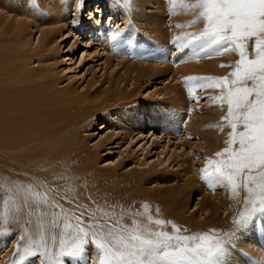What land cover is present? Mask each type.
I'll return each mask as SVG.
<instances>
[{
  "label": "bare ground",
  "instance_id": "1",
  "mask_svg": "<svg viewBox=\"0 0 264 264\" xmlns=\"http://www.w3.org/2000/svg\"><path fill=\"white\" fill-rule=\"evenodd\" d=\"M121 1L124 3V9L120 10L114 0H103L97 3L96 11L102 13L105 10L104 12L112 17L111 21L116 18V10L122 13L119 21L123 23L134 19L137 12L131 10V7L125 4V0ZM165 2L166 6L170 4L171 7L164 11L170 20L174 21L169 27V33L164 32L165 24L157 18L148 19L146 22V27L152 23L149 33L155 34V44H151L150 41V44L142 41L137 43L133 34L130 36L124 32H121L117 41H110L120 55L118 58L125 57L126 62H129L127 63L129 74L135 73L130 81L150 80L157 74L172 72L171 79L181 80V84H184V88L181 90L178 88L176 92L178 101L182 102L186 98L197 102L199 94L212 101L208 104L210 109L204 112V126L197 132L203 142L206 158L213 157L215 152L225 147L226 133L230 131L228 127H224L223 131L220 128L226 105L222 111L219 104L213 101V97L219 94V89L192 87L190 92V88L185 84V78L223 77L233 70L234 63L239 57L232 53L200 54L197 58L195 46L186 49L178 47L173 43L177 37L199 32L205 25L203 20L192 23L197 20L199 9L190 10L181 6L182 3L188 4L194 0H175V10L172 0ZM80 3L81 0H0V201L3 202L0 207V254L5 251L8 242L12 243L10 240L16 237H19V240L21 236L25 237L21 239L23 247L27 243L26 234L32 231L34 235L37 231L40 211H52L47 205H42L31 212L24 208L13 219L12 214L22 204V200L9 191L15 183L25 186L31 184L34 191L47 195L50 203L60 205L63 210L60 215L61 221L65 214L73 217L83 213L85 222H94L89 220V216L94 215L102 223L106 220L115 223L123 214L124 224L131 226L134 218L146 224V216L134 214L142 213L143 205L147 203L154 218L173 221L182 229H188L189 233L216 229L221 236L227 234L228 264H264V212L256 213L242 228L234 224V220L245 208L243 191L240 197L233 198L226 187L210 189L201 180V173L194 174L196 180L191 185L200 184V194L203 193L201 199L206 204V211L209 212L203 222H198L193 216H184L182 202L175 199L178 196L175 192L163 190L159 196H146L141 192V187L138 190L136 184H133L134 191L129 190L133 195L124 187L130 196L125 198L127 195L125 196V191L122 190V195L118 192L116 196H123L122 199H125L119 200L120 197L117 199L114 195L116 200L113 195H111L113 199L110 195L107 199L106 194L111 190V188L107 190L109 186L102 185L103 189L106 188V193L99 190L100 184L97 185L96 180L99 176L95 168L93 169L98 158L96 159V154L87 146L88 128L95 124L96 118L103 120L104 124L106 118L114 116L130 100L125 88L121 90L118 86L114 90L108 88L102 95L95 96L87 93L77 96L68 89L58 87L61 83L52 64L57 50L53 46L55 39L51 38L54 33L53 26L62 21L79 30L84 24L80 19ZM90 8L94 9L91 6ZM93 18L94 22L90 24L91 35L93 34L98 41L105 42L108 38L111 39V33H106L102 29L95 15ZM32 29L39 32L37 46L34 48L30 46ZM184 42L186 41H181ZM136 46H139L138 52ZM128 52H135V60L131 54L134 61L127 57L130 54ZM130 61L133 64H130ZM34 63L37 64V68L30 67ZM185 114L186 111L175 113L172 115L175 116L174 119H165L160 115L155 120L149 117L148 122L156 127L163 125V131L170 134H178V128L181 126L184 134L188 135L190 129L183 123ZM206 192L213 197L212 201L205 198L208 197ZM102 194L106 198H100L104 196ZM187 198L185 197V200ZM5 199L9 201L7 222L4 220ZM243 228H247L245 239L238 242L236 239L241 237L238 231ZM167 230H172L170 225ZM59 231L60 229H57V233ZM235 249H238L237 252ZM94 254L95 250L90 249L81 260H70L67 263L84 264L88 255L92 261ZM28 259L22 261V264H31ZM2 263L3 257L0 259V264ZM98 263L96 256L94 264Z\"/></svg>",
  "mask_w": 264,
  "mask_h": 264
},
{
  "label": "snow or ice",
  "instance_id": "2",
  "mask_svg": "<svg viewBox=\"0 0 264 264\" xmlns=\"http://www.w3.org/2000/svg\"><path fill=\"white\" fill-rule=\"evenodd\" d=\"M172 3L175 10V0ZM181 6L199 9L192 23L203 20L205 26L199 32L177 37L173 43L181 49L195 46L197 58L200 54L232 53L239 57L228 75L187 77L185 84L190 92L192 87L219 89L213 101L222 111L226 105L220 126L221 131L230 128L225 147L206 158L200 178L210 189L226 187L233 198L243 191L245 208L234 220L242 228L256 213L264 212V0H194ZM120 35L117 29L111 33V40L117 41ZM9 191L22 200L13 219L24 208L31 212L47 205L52 209L40 211L35 234H26L27 243L22 248L17 245L20 260L16 264L30 257H38L39 264H67L81 260L90 249L95 254L84 264H94L96 256L99 264H228L227 234L221 236L216 229L189 233L173 221L154 218L147 203L142 213L134 214L146 216V224L135 218L131 226L124 224L123 214L115 223H102L94 215L89 216L94 222H85L83 213L73 217L65 214L61 221V206L50 203L47 195L34 191L31 184L14 183ZM8 203L5 199V222ZM169 225L171 231L167 230Z\"/></svg>",
  "mask_w": 264,
  "mask_h": 264
},
{
  "label": "rangeland",
  "instance_id": "3",
  "mask_svg": "<svg viewBox=\"0 0 264 264\" xmlns=\"http://www.w3.org/2000/svg\"><path fill=\"white\" fill-rule=\"evenodd\" d=\"M101 1L81 0L80 19L84 22L81 28L75 30L68 22L60 21L53 26L54 33L51 35V38L55 39L53 46L57 49L55 61L52 64L61 83L59 88L68 89L77 96L84 93L92 96L102 95L108 88L114 90L117 86L121 90L125 88V91L129 93L130 102L125 107L117 111L114 116L106 118L104 124L103 120L96 118L95 124L87 131V146L92 153L96 154V159L98 158L93 169L95 168L99 176L96 175L97 185L100 184L99 190L106 193V188L103 189L102 185L109 186L107 190L111 188L114 192L111 190L107 192L106 196L110 195V198L111 195L115 198L118 192L122 195V190L125 191V188L133 195L129 191H134L133 184H136L138 190L141 187V192L146 196H159L163 190L175 192L178 193L175 199L182 202L181 209L184 216H193L196 221L203 222L209 212L206 211V204L201 199L203 193L200 194V184L194 186L191 184L196 180L194 174L200 173L206 165L207 156L197 130L204 126V112L210 109L208 104L212 101L207 100L202 94L198 95L197 102L186 98L182 102L178 101L176 92L178 88L180 90L184 88V84H181V80V82L172 80V72L157 74L150 80L130 81L135 73L130 75L127 67L129 62H126L125 57L118 58L119 53L112 50L113 41L109 38L107 42L98 41L90 33V24L94 22L95 15V19L106 33H112L118 29L120 33L133 34L137 43L142 41L146 44L150 42L155 44V34L149 33L152 23L146 27V22L148 19L157 18L165 24L164 32L169 33V27L174 21L170 20L164 10L170 9L171 6L170 4L166 6L165 0H130L127 6L135 10L137 16L123 23L119 19L122 17L120 10L124 9V3L114 0L120 10H116V18L111 21L112 17L104 12L105 10L102 13L96 11L97 3ZM3 15L5 16L6 13L4 12ZM31 32L30 46L34 48L37 46L39 32L34 29ZM165 39L168 41L166 37ZM138 48L139 46H136L137 52ZM128 53H130L127 56L129 59L136 58L135 52ZM131 54L134 57L131 58ZM173 56L174 53L170 57L171 60ZM133 59L132 61L135 60ZM130 64L133 62L130 61ZM30 67L37 68V64L34 63ZM185 111L183 123H186L190 129L188 135L184 134L181 126L178 128V134H170L163 131V125L156 127L148 122L149 117L155 120L159 115L165 119H174L173 114ZM126 191L124 193L127 197H124L128 198L130 194ZM106 196H100V198H106ZM207 196L205 198L209 201L213 200L212 196L209 194ZM116 197L118 199L120 196ZM122 197L119 200L125 199ZM185 197L188 198L185 200ZM2 205L3 202L0 201V207ZM246 230L247 228H243L238 231L241 237L236 241L241 242L245 239ZM29 234L33 232L30 231ZM10 241L12 243L8 242L5 251L0 254V259L3 257L2 264H16V261L20 260L16 247L20 245L22 248V240L16 237ZM237 250L234 251L237 252ZM88 256L87 258L91 261L90 255ZM28 260L31 264H39L38 257H30Z\"/></svg>",
  "mask_w": 264,
  "mask_h": 264
}]
</instances>
